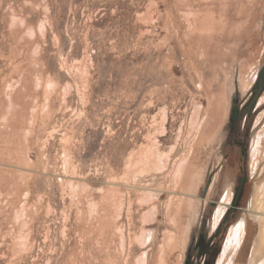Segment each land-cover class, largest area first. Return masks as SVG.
Listing matches in <instances>:
<instances>
[{
  "label": "rangeland",
  "instance_id": "obj_1",
  "mask_svg": "<svg viewBox=\"0 0 264 264\" xmlns=\"http://www.w3.org/2000/svg\"><path fill=\"white\" fill-rule=\"evenodd\" d=\"M263 64L264 0H0V264H182L225 80ZM262 101L220 264H264Z\"/></svg>",
  "mask_w": 264,
  "mask_h": 264
},
{
  "label": "flooded vegetation",
  "instance_id": "obj_2",
  "mask_svg": "<svg viewBox=\"0 0 264 264\" xmlns=\"http://www.w3.org/2000/svg\"><path fill=\"white\" fill-rule=\"evenodd\" d=\"M256 80L250 88L235 77L225 80L220 121L207 137L206 142L209 144L205 146L208 149L202 151L204 162L197 167L186 188L188 219L182 227V264H220L227 252L225 244L231 245L233 239L239 240L241 225L234 229L233 236L229 234L230 230L241 219L244 221L248 210L253 212L252 202L249 204L250 209H247L246 204L242 207L240 200L244 197V185L251 174L247 157L251 149L249 143L253 118L263 105L264 64ZM232 160L236 163L234 168L231 167ZM262 230L264 238V226ZM262 253L264 245L261 256Z\"/></svg>",
  "mask_w": 264,
  "mask_h": 264
},
{
  "label": "bare ground",
  "instance_id": "obj_3",
  "mask_svg": "<svg viewBox=\"0 0 264 264\" xmlns=\"http://www.w3.org/2000/svg\"><path fill=\"white\" fill-rule=\"evenodd\" d=\"M262 257H263V256H262ZM262 257H261V258H262Z\"/></svg>",
  "mask_w": 264,
  "mask_h": 264
}]
</instances>
